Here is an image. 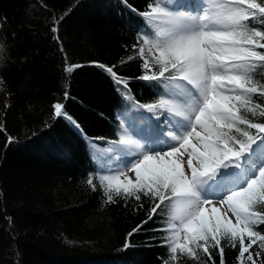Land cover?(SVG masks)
Masks as SVG:
<instances>
[{
  "label": "trees",
  "instance_id": "trees-1",
  "mask_svg": "<svg viewBox=\"0 0 264 264\" xmlns=\"http://www.w3.org/2000/svg\"><path fill=\"white\" fill-rule=\"evenodd\" d=\"M148 1L127 3L141 10ZM117 2L0 0V264H164L170 259L163 231L166 208L149 219L148 197L106 203L99 182L94 180L95 191L87 184L85 140L109 134L107 121L116 104L110 74L101 73L98 64L131 81L141 99L149 97L136 81L144 68L133 33L110 9L119 10ZM70 65L80 67L68 73ZM257 79L264 82V74ZM254 99L264 104V98ZM56 102L64 104L80 131L53 117ZM8 137L15 142L9 144ZM256 229L264 233V224ZM126 243L131 246L125 248ZM222 246L224 264H240L238 243L232 247L225 240ZM211 254L209 260L198 251L199 261L178 254L174 264H220L219 250Z\"/></svg>",
  "mask_w": 264,
  "mask_h": 264
},
{
  "label": "snow or ice",
  "instance_id": "snow-or-ice-1",
  "mask_svg": "<svg viewBox=\"0 0 264 264\" xmlns=\"http://www.w3.org/2000/svg\"><path fill=\"white\" fill-rule=\"evenodd\" d=\"M140 15L154 34L139 37L145 72L138 79L163 82L169 95L138 107L178 119L170 129L153 126L143 139L123 128L113 144L135 159L98 176L105 202L148 197L149 219L168 209L164 264H174L178 254L199 261L200 250L211 260V249L224 264L225 240L238 243L240 264H264V233L256 230L264 224V121L254 119L264 118V104L254 99L264 98V82L253 76L264 66V0H203L174 9L153 0ZM98 66L128 89L113 67ZM52 107L54 118L80 129L62 102ZM87 184L96 190L94 178Z\"/></svg>",
  "mask_w": 264,
  "mask_h": 264
},
{
  "label": "bare ground",
  "instance_id": "bare-ground-1",
  "mask_svg": "<svg viewBox=\"0 0 264 264\" xmlns=\"http://www.w3.org/2000/svg\"><path fill=\"white\" fill-rule=\"evenodd\" d=\"M112 4V3H111ZM114 6V5H113ZM114 7H116V6H114ZM110 9H112V11H114V15H116L118 18H123V14H122V12L120 11V10H113L114 8H110ZM0 49H2V43H1V41H0ZM66 86H67V88H65V91L67 90V89H69V85L68 84H66ZM113 88V87H112ZM113 92H114V94H115V96L117 95L116 94V90L113 88ZM64 96V97H63ZM62 97H63V101H67L66 99H65V92L63 93V95H62ZM116 99H121L119 96H117L116 97ZM48 158H49V156H47ZM52 159L54 160L55 158L54 157H52ZM65 169L66 168H64L63 170L65 171Z\"/></svg>",
  "mask_w": 264,
  "mask_h": 264
},
{
  "label": "rangeland",
  "instance_id": "rangeland-1",
  "mask_svg": "<svg viewBox=\"0 0 264 264\" xmlns=\"http://www.w3.org/2000/svg\"><path fill=\"white\" fill-rule=\"evenodd\" d=\"M0 98H1V96H0ZM129 177L130 178H132V179H134V173H129ZM229 216L231 217V214L229 213ZM233 220H234V218H232Z\"/></svg>",
  "mask_w": 264,
  "mask_h": 264
}]
</instances>
